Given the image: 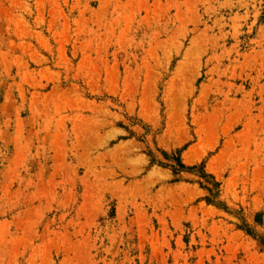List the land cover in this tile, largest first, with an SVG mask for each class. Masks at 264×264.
Instances as JSON below:
<instances>
[{
	"label": "rangeland",
	"instance_id": "374dc122",
	"mask_svg": "<svg viewBox=\"0 0 264 264\" xmlns=\"http://www.w3.org/2000/svg\"><path fill=\"white\" fill-rule=\"evenodd\" d=\"M260 237L264 0H0V264H264Z\"/></svg>",
	"mask_w": 264,
	"mask_h": 264
},
{
	"label": "trees",
	"instance_id": "16d2710c",
	"mask_svg": "<svg viewBox=\"0 0 264 264\" xmlns=\"http://www.w3.org/2000/svg\"><path fill=\"white\" fill-rule=\"evenodd\" d=\"M181 167H184V166H181ZM176 173V172H175ZM258 245L260 246V248L262 250H264V237H260L259 240H258Z\"/></svg>",
	"mask_w": 264,
	"mask_h": 264
}]
</instances>
